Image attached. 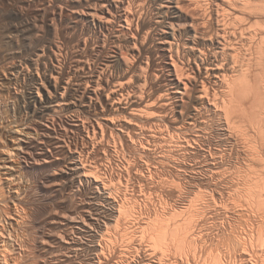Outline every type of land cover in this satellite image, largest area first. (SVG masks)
Segmentation results:
<instances>
[{"label": "bare ground", "instance_id": "6f19581e", "mask_svg": "<svg viewBox=\"0 0 264 264\" xmlns=\"http://www.w3.org/2000/svg\"><path fill=\"white\" fill-rule=\"evenodd\" d=\"M0 21V264H264V0H0Z\"/></svg>", "mask_w": 264, "mask_h": 264}, {"label": "rangeland", "instance_id": "374dc122", "mask_svg": "<svg viewBox=\"0 0 264 264\" xmlns=\"http://www.w3.org/2000/svg\"><path fill=\"white\" fill-rule=\"evenodd\" d=\"M5 25H7V26H5ZM10 29V30H9ZM13 30V27H11L10 25L8 26V24H5V22H3V21H0V38H10V35L11 36H14L13 34L14 33H11V31ZM7 30H8V32H7ZM10 31V32H9ZM7 33H9V34H7ZM9 35V37H7ZM4 46H5V44H3ZM3 45H2V48H3ZM7 46V45H6ZM4 47V49H2L3 51L7 48V47ZM0 49H1V47H0ZM2 74H1V72H0V82L2 83H4V85H3V83L0 85L1 87H0V119H1V121H0V146L1 147H4V146H2L3 144L6 146V143H7V146L9 145L8 144V135L7 134H9V132H10V130L12 129V127L14 126V123H16L15 122V120L16 119H19L18 117H19V114L18 113H16L17 112V108L15 107V105L17 104V100H16V98L14 97L15 95L12 93V92H10L9 90H10V86H8V85H10V83H8V81L7 80H5L4 78H3V75L1 76ZM5 81H6V83H5ZM8 83V84H7ZM7 84V85H6ZM22 85V86H21ZM19 86H21V87H25V84H24V82L22 81H20V83L17 85V87H19ZM20 87V90H19V88H18V90L20 91V92H23L24 90H23V88H21ZM9 90H8V89ZM4 89V90H3ZM7 89V90H6ZM10 94V95H9ZM14 97V98H13ZM6 99V100H5ZM7 102V103H6ZM17 106V105H16ZM14 107V108H13ZM3 109V110H2ZM5 111V112H4ZM3 113V114H2ZM5 114V115H4ZM18 114V115H17ZM4 115V116H3ZM7 115V116H6ZM17 121V120H16ZM11 122V123H10ZM10 124V125H8V124ZM2 124V125H1ZM3 125H5L4 127L6 128H4L3 127ZM9 126V127H8ZM11 127V128H10ZM4 128V129H3ZM9 128H10V130H9ZM9 131V132H8ZM3 132V133H2ZM6 136H7V138H6ZM4 139V141H3V139ZM7 141V142H6ZM6 142V143H5ZM6 146V147H7ZM0 153H1V148H0ZM1 155V154H0ZM14 161H16V162H14V168L16 169V170H14V171H12V172H14L15 174H16V172L19 174H23V176H21L20 174H19V176H18V174H16L15 175V177H14V179L16 178V176H18L20 179H15V181L17 182V186H21L20 188H21V190H25V191H29L28 192V194H29V199L31 198V200H33L34 199V201H31V202H34V203H36L37 201L38 202H42V199H43V192H41L40 190H39V188L37 187V182H36V178H35V174H31V173H25L24 171H23V173H21L22 172V170L20 171V169H18L19 167H18V165H19V163L17 162L18 160H16V159H14ZM1 169H0V195H3V194H8V195H3V196H5V197H8L10 194H12V189H11V187L6 183V176H7V174L4 172V170L2 169V167H0ZM3 172V173H2ZM2 174V175H1ZM13 174V173H12ZM27 174V175H26ZM6 175V176H5ZM14 176V175H13ZM32 179V180H31ZM35 179V180H34ZM3 182H5V183H3ZM23 182V183H22ZM28 182V183H27ZM30 184V185H29ZM34 186H36V187H34ZM4 189V190H3ZM140 189H142V190H140ZM36 192V193H35ZM137 195H140V196H138L140 199H138V201L140 202V204H142L143 203V205L144 204H147L148 202H149V200L151 199V195L149 194V193H147L146 192V194H144L145 193V191L143 190V188H141V187H137V188H135V191H134ZM3 193V194H2ZM42 196V197H41ZM150 196V197H149ZM82 198V197H81ZM80 198V199H81ZM87 198V197H86ZM84 196H83V198L81 199V200H84V199H86ZM39 199V200H38ZM36 201V202H35ZM146 202V203H145ZM149 204V203H148ZM113 227H115V225L113 226Z\"/></svg>", "mask_w": 264, "mask_h": 264}]
</instances>
